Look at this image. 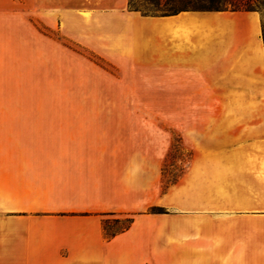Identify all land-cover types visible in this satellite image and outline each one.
<instances>
[{"label":"crops","instance_id":"obj_1","mask_svg":"<svg viewBox=\"0 0 264 264\" xmlns=\"http://www.w3.org/2000/svg\"><path fill=\"white\" fill-rule=\"evenodd\" d=\"M263 20L0 0V264H264ZM63 38L165 87L176 112L63 100L79 78ZM168 128L186 160L164 189ZM131 214L129 229L106 235V218Z\"/></svg>","mask_w":264,"mask_h":264},{"label":"rangeland","instance_id":"obj_2","mask_svg":"<svg viewBox=\"0 0 264 264\" xmlns=\"http://www.w3.org/2000/svg\"><path fill=\"white\" fill-rule=\"evenodd\" d=\"M233 1L234 3H238L237 5H240V1L242 3H250L249 6H243L242 9L249 7L261 12L264 16V0ZM133 3L135 6H139L146 10L150 15L157 13L155 10L156 8L149 2H146V0H134ZM163 7L164 6H162V8ZM193 7L204 9H217L218 7L227 9L234 8L231 4L223 5L219 2L196 3ZM130 9L134 10L136 7H130ZM56 36L58 37V34ZM63 42L79 53L78 92L73 94V99H71L70 93H64L63 100L133 103L139 108L127 112L135 113L138 117H152L160 120L172 117L174 112H176L168 109L167 103L170 97L166 94L165 87H155L151 84L150 79L122 77L119 68L114 63L108 61L104 56L80 43L71 44L64 38ZM168 129L171 143L163 166L162 186L164 189L180 180L184 168V160H186V152L184 153L183 150L181 133L176 128ZM162 208L170 212L167 208ZM117 217L118 216L109 217L113 230L119 229L127 223V217L124 216H120L123 222L115 223Z\"/></svg>","mask_w":264,"mask_h":264},{"label":"trees","instance_id":"obj_3","mask_svg":"<svg viewBox=\"0 0 264 264\" xmlns=\"http://www.w3.org/2000/svg\"><path fill=\"white\" fill-rule=\"evenodd\" d=\"M134 0H129V7H136V11H141L143 15H150L146 10L142 9L139 6L134 5ZM146 2H149L152 4L156 9L157 13H153V15H172V14H177L181 11L184 10H191V9H204V8H198V7H193L196 3H204V2H212V3H221L223 5L231 4L234 6L233 9H227V8H222L218 7L217 9H210V10H254L249 7L243 8L244 6H249L250 3H242L240 1V5H237L238 3H234L233 0H146ZM162 6H164L162 8ZM264 17V16H263ZM263 35H264V20H263ZM149 212L152 213H166L167 211L164 210L162 207L154 206L149 209ZM110 215H114L115 213H108ZM127 223L120 227L119 229H112L111 228V223L110 219L106 218L104 220V229L106 232V235L108 237H114L120 232H123L131 227L135 220V214L127 215ZM123 222V219L121 217H117L115 219V223H120Z\"/></svg>","mask_w":264,"mask_h":264}]
</instances>
